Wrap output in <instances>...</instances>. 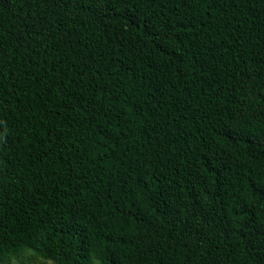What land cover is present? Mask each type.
<instances>
[{"label": "trees", "instance_id": "trees-1", "mask_svg": "<svg viewBox=\"0 0 264 264\" xmlns=\"http://www.w3.org/2000/svg\"><path fill=\"white\" fill-rule=\"evenodd\" d=\"M264 264V0H0V264Z\"/></svg>", "mask_w": 264, "mask_h": 264}, {"label": "rangeland", "instance_id": "rangeland-1", "mask_svg": "<svg viewBox=\"0 0 264 264\" xmlns=\"http://www.w3.org/2000/svg\"><path fill=\"white\" fill-rule=\"evenodd\" d=\"M21 260H14L13 264H19ZM27 262L28 264H53L50 261H44L41 258H37V257H30L28 258Z\"/></svg>", "mask_w": 264, "mask_h": 264}]
</instances>
